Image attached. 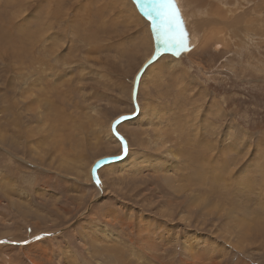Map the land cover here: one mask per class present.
<instances>
[{"label": "rangeland", "instance_id": "rangeland-1", "mask_svg": "<svg viewBox=\"0 0 264 264\" xmlns=\"http://www.w3.org/2000/svg\"><path fill=\"white\" fill-rule=\"evenodd\" d=\"M140 3L0 0V264H264V0Z\"/></svg>", "mask_w": 264, "mask_h": 264}, {"label": "snow or ice", "instance_id": "snow-or-ice-1", "mask_svg": "<svg viewBox=\"0 0 264 264\" xmlns=\"http://www.w3.org/2000/svg\"><path fill=\"white\" fill-rule=\"evenodd\" d=\"M137 3H140V0H136ZM148 4L156 5L153 8V11L156 13L153 23H152V31L155 33L157 42H163L165 45L171 49H179L182 51H190L191 47L188 41V32L185 27V22L182 17V13L179 9L176 0H147ZM143 8V4H141ZM167 10V11H165ZM145 15L151 16L152 12H145ZM160 20V24L157 25L156 20ZM175 55H179V51L174 53ZM149 63H152L150 61ZM135 96V91H134ZM138 109V105H137ZM129 117H121L119 120L114 122L113 132L117 137L119 142L124 145V151L127 152V144L123 136L116 131V126L119 125L124 119H128ZM100 163L99 161L97 162ZM95 172V169H94ZM96 183L99 186V179H96ZM39 239V237H37ZM0 243H5V241H0Z\"/></svg>", "mask_w": 264, "mask_h": 264}, {"label": "bare ground", "instance_id": "bare-ground-1", "mask_svg": "<svg viewBox=\"0 0 264 264\" xmlns=\"http://www.w3.org/2000/svg\"><path fill=\"white\" fill-rule=\"evenodd\" d=\"M140 6H141V3H140ZM143 8H144V10H145V8H147L148 10H150L149 12H152L153 14L151 15V19L153 20L154 19V17H155V15H156V13L153 11V8H154V6H149V4H148V2H147V0H143ZM142 9V8H141ZM213 9V8H212ZM239 10V9H238ZM165 11H167V10H165ZM255 12V11H254ZM252 14V13H251ZM150 19V20H151ZM156 23H157V25H159L160 24V20L159 19H157V21H156ZM248 24V23H247ZM235 31H231V34H233ZM229 34V33H228ZM227 34V35H228ZM163 45H165L163 42H162V47H164ZM167 46V45H166ZM168 49H169V47H168ZM171 50H173V49H171ZM175 50V49H174ZM161 51V50H160ZM176 51V50H175Z\"/></svg>", "mask_w": 264, "mask_h": 264}, {"label": "water", "instance_id": "water-1", "mask_svg": "<svg viewBox=\"0 0 264 264\" xmlns=\"http://www.w3.org/2000/svg\"><path fill=\"white\" fill-rule=\"evenodd\" d=\"M150 6V5H149ZM151 21L153 22V20L151 19ZM157 21V20H156ZM156 39V38H155ZM157 41V40H156ZM158 43V47H157V54L155 55V58H156V56H158L159 55V48H160V45L162 44V41L161 42H157ZM163 51L164 52H173V50H169V51H166V49L163 47ZM154 60V59H153ZM152 60V61H153ZM143 69H145V67L143 68ZM143 72V71H142ZM139 78V77H138ZM138 80V79H137ZM107 163V162H106Z\"/></svg>", "mask_w": 264, "mask_h": 264}]
</instances>
